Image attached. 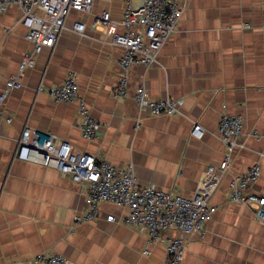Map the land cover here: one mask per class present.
Here are the masks:
<instances>
[{
    "label": "crops",
    "instance_id": "0c3cea01",
    "mask_svg": "<svg viewBox=\"0 0 264 264\" xmlns=\"http://www.w3.org/2000/svg\"><path fill=\"white\" fill-rule=\"evenodd\" d=\"M178 2L183 14L177 30L152 64L130 67L126 98L112 94L124 47L113 44L101 25L93 26L107 11L125 32L126 0H96L89 13L71 12L58 41L33 55L22 87L2 104L12 121L0 122V264H44L34 261L40 252L62 254L67 264L167 262L163 242H150L144 230L119 221L126 213L121 207L102 203L96 221H76L86 212V186L55 168L17 158L25 127L117 167L133 163L142 184L192 196L206 183L200 179L205 169L224 159L223 115L243 119V147L232 153L231 169L213 193L217 211L207 235L190 236L183 264H264V224L253 207L229 200L231 179L254 164L261 174L250 190L264 196V137L250 135L264 128V0ZM21 18L16 6L0 12V92L19 73L24 56L33 53ZM75 20L86 24L84 33L72 30ZM70 71L100 123L97 139L81 133L78 101L56 103L46 91ZM142 85L154 99L178 101V111L152 116L140 109L133 94ZM196 123L201 139L192 136ZM108 215L117 221H108Z\"/></svg>",
    "mask_w": 264,
    "mask_h": 264
},
{
    "label": "built area",
    "instance_id": "2783aa9c",
    "mask_svg": "<svg viewBox=\"0 0 264 264\" xmlns=\"http://www.w3.org/2000/svg\"><path fill=\"white\" fill-rule=\"evenodd\" d=\"M95 1L0 0V12L11 6L22 11L21 23L26 29L25 37L33 46V53L26 54L20 63L19 73L11 77L0 92V122L12 121L5 117L2 104L13 89L22 87V72L34 66L33 55L58 41L71 12L89 13ZM182 14L183 8L178 0H126L121 20L125 32L118 31L117 24L107 11L93 24L101 25L113 44L124 47V54L119 61V81L112 93L115 98L129 96L130 67L140 63L150 65L155 61L162 46L177 30ZM72 30L84 33L86 24L75 20ZM46 91L56 103L78 101L83 137L88 140L99 137L100 123L79 94L75 72L70 71L61 84L50 86ZM133 98L140 109L152 116L178 111V101L170 97L154 99L143 85L135 89ZM243 129L241 117L222 116L219 133L225 145L224 159L219 166L209 165L205 169L200 179L207 185L205 183L199 187L192 196L167 191L152 184H142L136 176L133 163L117 167L98 155L77 152L68 141H57L53 135L31 127H25L22 132L17 158L55 168L61 175L86 186V212L76 217V221H96L102 203L114 204L126 210L119 219L121 223L144 230L150 242L165 244L166 264H183L185 246L190 236L199 234L205 237L208 233L207 223L217 211V207L212 204L213 193L221 177L231 169L232 153L236 148L243 147ZM250 135L264 137V128L262 131L253 130ZM192 136L202 138L203 130L199 123L194 125ZM260 174L261 166L254 164L244 174L234 176L230 181L229 200L253 207L256 218L264 224V196L250 190ZM107 220L117 221L114 215H108ZM34 261L44 264L68 263L64 255L50 252L37 253Z\"/></svg>",
    "mask_w": 264,
    "mask_h": 264
}]
</instances>
